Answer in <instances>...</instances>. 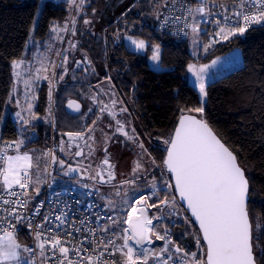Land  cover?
Segmentation results:
<instances>
[{"label":"trees","instance_id":"obj_1","mask_svg":"<svg viewBox=\"0 0 264 264\" xmlns=\"http://www.w3.org/2000/svg\"><path fill=\"white\" fill-rule=\"evenodd\" d=\"M87 1L88 5L83 7L85 11L76 15L74 24L79 35L75 44L77 49L85 51L83 56L90 69L88 75L71 71L70 81L77 78L75 81L84 87L96 85L101 80L109 82L107 84L117 91L126 109L130 110L131 117L137 120L138 133L148 140L149 152L156 164H163L168 146L164 142L171 139L183 114H193L204 120L236 155L246 173L253 236H260L258 241L253 240V251L257 264H264V255L260 254L264 250V27L249 29L243 36L220 42L198 60L209 63L236 48L241 49L243 58L240 69L208 84L203 106L197 90L187 79V67L193 61L188 39H179L157 29L170 0H133L120 13L116 8L122 0ZM208 1L214 8L224 10L220 7L223 4L230 11L236 0ZM96 14L107 25L103 35L83 30L85 20ZM68 16L64 1L0 0V122L13 86L12 63L24 56L33 41L50 38L53 29L63 27ZM129 35L148 41L143 54L125 45V36ZM202 37L205 43L204 33ZM154 45L161 47L160 64L164 68L161 71L152 70L148 64ZM48 102V93L43 87L38 94L37 115L45 113ZM201 107L202 113L194 111ZM34 128L39 137L31 140L28 146L43 147L41 124ZM18 137L17 126L8 118L0 130V143L16 141ZM159 177V173L154 172L153 179ZM158 192L160 199L176 198L175 212H181L182 217L172 220L166 216L163 221L154 220V226L163 224L175 245L197 256L203 255L206 247L202 238L201 246L196 244L200 232L179 203L173 186L172 194L163 189ZM152 203L154 200L149 204ZM124 218L121 216L122 220ZM17 235L27 245V236ZM161 245V241L155 242V247Z\"/></svg>","mask_w":264,"mask_h":264},{"label":"snow or ice","instance_id":"obj_2","mask_svg":"<svg viewBox=\"0 0 264 264\" xmlns=\"http://www.w3.org/2000/svg\"><path fill=\"white\" fill-rule=\"evenodd\" d=\"M85 0H80L83 4ZM75 3V0H73ZM221 8L225 13L229 9L221 4ZM189 14L213 15L211 10L206 6V0H202L200 6L195 9L188 8ZM232 15L237 18L235 26L226 27L221 24V21L217 19L215 23L219 26V31L215 34L223 40L236 36L237 34L243 35L248 28L253 24H264V0H236L233 4ZM177 20L180 17H176ZM195 19V15L193 16ZM224 21L229 20L228 15L223 16ZM90 21L85 20V24H89ZM193 33H198L199 25L193 24L191 26ZM136 49H145V41L133 40L128 37ZM213 42H219L213 41ZM211 47V43L208 45ZM207 51V47L205 48ZM161 59L160 48L155 46L151 60L159 62ZM66 60V58H65ZM213 63H216L213 61ZM13 67H19V63L14 61ZM207 65L197 68L196 65L190 64L188 71L191 72L199 82V91L202 96H206V88L204 83V76L207 69ZM46 71L47 69H43ZM41 69H37L39 73ZM19 75V73H16ZM39 79V75L36 77ZM48 77L45 76L44 79ZM62 78V77H61ZM51 96V92L49 93ZM115 103V102H113ZM32 105L29 104V110ZM69 108H75L77 111L80 105L75 101L68 102ZM101 109V111L106 110ZM127 111V109H122ZM194 111L202 113L204 109L196 108ZM19 115V113H17ZM27 123V121H25ZM119 125V121H117ZM118 131L123 132V125H119ZM71 139L79 137L83 139L82 133H66ZM124 135H127L124 132ZM131 139V137H129ZM23 141L14 142V144H8L5 148H15L17 154L9 155L5 149H0V189H3L9 196L17 197L15 200H8L0 196V201L3 205H9L8 208H0V211L7 212L8 217H12L17 222H24L23 215L17 211L16 207L27 208V201L20 200V195H27V192L17 193L14 191V186H18L22 190H27L32 183V175L30 170L33 168V156L28 153H19V149ZM168 145L166 152L167 156L163 161L167 170L173 174L175 179V191L179 193L182 200L187 202V209L191 211L192 217L199 224L200 232L202 233V240L206 245L203 255L197 256L195 252H186L179 245H175L169 238L167 230L164 235H160L153 230L152 219H149L145 213L143 206L139 208H133L132 212L128 213L127 219L124 223H127L128 227L123 229V234L118 236L123 243L116 245L114 239H108L105 243L104 240H100L97 243L96 248L92 249L95 254L96 249L103 247V251H100L97 255H88L81 257L80 261H73L69 259L70 249L65 247L57 235L50 237H43V233L40 230L35 232V239L38 241L37 247L41 250V255L44 254L46 244H51L50 251L52 255L56 256L57 250L60 254V258L57 264H83L84 261L87 264H108L103 260L105 252L111 247L113 253L119 252L123 259V264H149L150 257L157 260L158 264H169V261L173 260V253L169 251L168 245H172L175 253L181 254L178 259V264H256V256L253 251V240L258 241L259 235L253 236L252 221L250 220L247 210L249 183L245 177L244 170L239 166L236 156L217 138V136L210 129L208 124L202 119H196L191 116H181L178 127L175 129V134L170 140L164 142ZM143 148V144H140ZM79 148V145H77ZM61 151H64L63 142ZM105 151V159L102 161V165L107 166V179H105V173L103 171L97 172L95 176H90V179H98L100 183H110L115 179V173L113 171L114 165L109 162L107 158V148ZM145 151H147L145 149ZM45 155H49L46 153ZM76 156L83 155L82 150H78L75 153ZM51 161L56 163V157L51 154ZM59 163L63 166L64 161L60 160ZM36 167L39 168V159L37 158ZM141 167L137 162L133 173H135ZM46 170V169H45ZM69 171H76V169L69 167ZM39 182V177H37ZM122 184H134L135 181H123ZM155 187V185H153ZM168 187H172L168 185ZM37 195L39 189H36ZM120 195L119 190L116 193ZM150 197L141 195L135 201L140 203L143 201L147 207L159 208L161 205L172 206L175 211L176 198L173 196L171 199L165 196L159 203L148 204ZM137 213L133 215L132 213ZM63 214L57 216L56 219L62 220ZM159 220L161 217H154ZM9 225L8 228L0 226V264H35L34 260H25L21 255V245L17 242L14 231L15 225L7 217L4 218ZM45 217V221H47ZM186 222L187 218H186ZM116 223V221H113ZM28 226L31 228V222H28ZM59 227V226H58ZM37 229H42L43 225H37ZM108 231L107 228L104 229ZM51 231V230H49ZM155 236L156 240L165 241V246L158 250H151L144 245L151 244L153 241L150 235ZM67 235H71L67 233ZM131 242V243H130ZM95 243V242H94ZM196 244L201 246V237L196 236ZM259 248V244L256 245ZM24 252H32L33 250L27 246L23 247ZM72 251L79 254L81 251L87 252L88 249L83 247L81 242L80 248H74ZM163 253H168V259H160ZM261 255H264V250H261ZM115 264V261L112 262Z\"/></svg>","mask_w":264,"mask_h":264},{"label":"rangeland","instance_id":"obj_3","mask_svg":"<svg viewBox=\"0 0 264 264\" xmlns=\"http://www.w3.org/2000/svg\"><path fill=\"white\" fill-rule=\"evenodd\" d=\"M39 1L41 3L46 1H64L67 4L69 16L63 27L53 29V34L50 38L43 41L34 39V43L29 44L24 56L21 59L16 60V62L19 63V67L14 68L12 63L13 86L6 104L3 118L0 122L1 130L8 118L13 120L19 131L18 139L13 142H18L21 140L23 141L20 146L19 153L23 154L26 152L33 156V168L30 170V173L32 175L35 187L31 202L36 199V189H42L43 181L48 176L51 183H61L64 184L63 186H75L74 182H77L81 185L84 184L90 187L93 186V183H95V179L89 178L90 176L94 175L89 169L90 167L86 165L89 159V155L87 154L88 151L86 152L87 156L80 159L75 158L73 154H71L65 148V143L58 130L57 123L59 118L64 116V103L69 97L82 94V99L86 101V104H89L87 101L89 94L94 91H100V87L107 84L105 80L97 81L98 83L93 85L92 88H87V90H89L88 92H84L86 90L84 87H81V85L72 84V81L69 79L73 65L77 60L81 59L83 55H86L85 51H80L77 49V44H75V41L79 38V35L77 34V28L74 23L76 22L77 18L76 15L83 14L85 11L83 7L88 5V1L85 0L83 4L80 3V0H75V3H73V0ZM131 1L133 0H122V2L119 4V7L116 8V12L120 13L121 9L127 6ZM201 3L202 0L197 2L194 9L200 6ZM98 9H100V6ZM116 12L115 14H117ZM194 15L195 19H193ZM193 16L191 20V26L194 23L198 24L199 31L198 33H193L192 28H190L188 42L189 51L193 57V61L189 63V65L194 64L197 66V68L203 65L208 66L205 73L202 74L204 76L206 88L211 82H214L230 74L231 72L240 69L243 66L242 52L241 49L236 48L224 56L213 59L209 63L198 62L201 57L205 56L210 51L211 47H208V45L204 43L202 37V33L204 31V26L202 23L204 22L206 15L201 16L193 13ZM87 20L90 21V23L85 24L84 22L83 30H90L94 34L98 33V35H103L106 32L107 25L98 14L94 15L92 19ZM236 36L241 35L237 34ZM128 37H131L133 40L145 41V49H136L135 45L131 43ZM228 40L221 39V42H226ZM125 45L131 51L143 54L148 46V41L129 35L125 36ZM155 46L157 45L152 46V53L148 58V64L152 70L161 71L164 68L161 66L160 61L154 62L151 60ZM206 47L207 51H205ZM159 48L161 55V47L159 46ZM213 61L216 63H213ZM37 69H41V71L38 73ZM43 69L47 70L44 71ZM16 73H19V75ZM37 75H39V79L36 78ZM45 76L48 78L44 79ZM187 79L188 82L197 90L202 105L204 106L207 95L202 96L199 91V82L197 81L196 77L188 71V67ZM43 87H45V90L48 93V107L43 115H37L35 111L38 104V94L40 89ZM91 89H93V91ZM50 92L51 96L49 95ZM107 93L110 96L113 95L111 102H115L113 104L117 108L120 110L126 109L124 102L120 97H118L120 95L115 89H110ZM29 104L32 105L30 110ZM122 112H124L126 119L125 121L123 119V114H121L120 111H117L114 117L111 119L113 121H119L121 124L127 125V129L129 131H134L131 137H135V146L139 149V151L136 152H139V154L132 153L128 148H123L122 153L116 151V155L113 158L118 164V185L113 187L111 191H106V193H102L100 187L95 185L100 190V195L97 197L98 201L107 206L109 214H111L114 218V221H116L114 225H111L116 233V245H121L123 243V241L117 237L122 235L123 229L126 228V223H124V221L125 218H127L128 213L132 212L134 207L138 208L139 203H135L138 197L141 195L150 197V199H148L149 204L151 200H154L155 203H159V201L163 199H160L158 196V191L160 189L172 194V187H168V185L172 186L171 180L169 179L170 175L165 171L163 164H156L151 157L149 152L150 144L148 143V140L142 136V134L138 133L137 120L135 117H131L132 114L129 113L130 110ZM17 113H19V115H17ZM99 120L100 118L97 119V121ZM25 121H27V123ZM40 124L43 129V141L45 143L44 146L40 148L28 146L31 140L37 139L39 137L38 130L34 127ZM103 124L104 123L97 124L96 121L92 124L94 127L91 128V135L89 136L88 140L90 143L89 146L93 149L96 147H101L105 142V138H107V133L104 129L105 125ZM51 132L56 133L53 135ZM62 142L64 151H61ZM141 143L143 144V148L140 147ZM52 147H54L53 153H51ZM145 149L147 151H145ZM46 153H49V155H45ZM16 154L17 152L14 150L12 155ZM51 154L55 155L56 163L51 161ZM37 158L39 159V168L36 167ZM60 160L65 162L63 166L59 163ZM137 162L140 163L141 167L135 173H133V169L135 168ZM69 167L76 169V171H69ZM154 172L159 173L160 177L158 179H153ZM37 177H39V182H37ZM131 180H134L135 183H121L123 181ZM153 185H155V187H153ZM118 190L120 195L116 194ZM76 194L81 198L83 197L81 192H76ZM121 216L122 218L125 217L124 220L121 219ZM147 216L149 219H152V225L150 227H153V230L158 232L160 235H164L166 228L163 226V224H156L154 226L153 222L154 220H157L154 217H161V219H159L160 221L165 220L166 216L169 219L176 220L182 217V213L178 211L175 212L172 206L161 205L159 208L149 207ZM14 235L17 242L21 245L20 251L22 257L25 258V260H28V253L23 251V247L26 245L22 243L16 233H14ZM149 235L153 243H155L157 241L155 236H152L151 234ZM160 241L165 245V241ZM146 245L150 244L146 243ZM171 246V244L168 245V247ZM151 250L158 249L152 247ZM169 251L175 252L174 248H169ZM120 259H123V257L121 256ZM150 259L153 258L150 257ZM118 264H122V261H119Z\"/></svg>","mask_w":264,"mask_h":264},{"label":"built area","instance_id":"obj_4","mask_svg":"<svg viewBox=\"0 0 264 264\" xmlns=\"http://www.w3.org/2000/svg\"><path fill=\"white\" fill-rule=\"evenodd\" d=\"M236 2V1H235ZM206 6L211 10L213 15H206L202 25L204 26L203 33L205 34V43L211 47L217 46L221 42V38L215 34L219 31L218 25L215 23L217 19L221 21L226 27L235 26L237 18L232 15L233 7L229 12L225 13L224 10L214 8L211 2L206 0ZM188 8L194 9L192 0H170L166 11L163 13L158 22L157 29L160 32L168 33L179 39H188L191 20L193 14H189ZM229 16L228 21H224V15ZM176 17H180L179 20ZM256 27H264V24H253L249 29ZM219 42H213V41ZM8 144H14L13 141H5L0 143V149H5L9 155L13 154L15 148H5ZM54 147L51 148L53 153ZM3 162L0 161V164ZM2 183V179H0ZM61 183H51L49 176L43 181L42 189L39 190V194L36 195V199L31 202L32 194L34 193V182L29 185L27 190H22L18 186H14V191L18 194L26 191L27 195H20L19 199L27 201V208H19L17 205V211H19L23 217L24 222H17L12 217H8L7 212L0 211V226L3 228H9L8 223L4 219L7 217L8 220L12 221L15 225L16 234H24L27 236V247L32 249V252L28 253V260H34L35 264H57L60 254L57 250L56 256L52 255L50 251L51 244H46L44 254L41 255V250L37 247L38 241L35 239V232L37 230L42 231L43 237H50L57 235L65 247L70 249L69 259L80 261L81 257L88 255H97L100 251H103V247L96 249V253L92 252L93 248H96L97 243L100 240H104L105 243L108 239H115V230L111 225H114V218L109 214L107 206L100 201L97 197L100 195V190L97 186H87L84 184H75V186H63ZM76 192L82 193V198L76 194ZM0 196L10 201L17 199V197L9 196L3 189H0ZM9 205H3L0 201V208H8ZM62 216L63 223L57 220L56 217ZM47 217V221H45ZM31 222L32 227L28 226V222ZM37 225H43L42 229H37ZM59 226V227H58ZM107 228L108 231L104 229ZM51 230V231H49ZM70 233L71 235H67ZM3 233L0 232V235ZM160 241V240H157ZM81 242L83 247L88 249L87 252L81 251L79 254L72 251L74 248H80ZM95 242V243H94ZM151 249H161L165 245L162 242L160 247H155V243L152 242L150 245H144ZM170 248V247H169ZM172 252V251H170ZM113 253V248H109L102 258L107 261L108 264H118L122 261L121 254L119 252ZM173 253V260L169 261V264H178V257L181 254ZM199 257V256H198ZM160 259H168V253H163ZM67 264V261H65ZM83 264H87L86 261ZM149 264H158L157 260L149 259Z\"/></svg>","mask_w":264,"mask_h":264},{"label":"flooded vegetation","instance_id":"obj_5","mask_svg":"<svg viewBox=\"0 0 264 264\" xmlns=\"http://www.w3.org/2000/svg\"><path fill=\"white\" fill-rule=\"evenodd\" d=\"M89 65L86 63V59L83 56L81 59L77 60L72 68V72L75 74H83L88 75L89 73ZM78 80L77 78L74 79L71 83L74 85H81V87H84L82 84L76 82ZM109 83V82H106ZM94 85V84H93ZM93 85L86 86L84 89H86L84 92H88L87 88H92ZM113 88L110 84H105V86L100 87V91H94L91 94H89V97H87V101L89 104H86L82 99L81 95H73L71 98L79 100L83 105V111L80 115L76 117L69 116L65 111V104L68 100L64 103V116L62 118H59L57 126L58 130L62 136V139L65 143V148L73 154L75 158H83L89 155V159L87 161V164L90 168V170L93 172V175L95 176L97 172L103 171L105 173V179H107V166L102 165V161L105 159V151L104 149L107 148V158L109 159V162L114 165V173H115V179L111 181L110 183H100L98 179H95V183L97 186L100 187L102 193H106V191H111L113 187H116L118 185L117 179V169L118 164L116 163L115 159L113 158L116 155V151H119L122 153L123 148H128L131 150L132 153H138L136 151H139L138 148L135 146V137H131L133 134V130L129 131L127 129V125L121 124L119 122V125H123L124 131L127 133V135H124V131L120 132L118 131L119 125L117 124V121H113L111 118L114 117L115 113L117 111H120L121 114H123V119H125L124 112L117 108L111 100L113 99V95L110 96L107 92ZM93 91V89H91ZM101 92V94H100ZM119 97V96H118ZM116 97V98H118ZM115 98V97H114ZM122 100V99H121ZM104 111H101V109H105ZM115 106V107H114ZM114 107V108H113ZM97 121V119H99ZM104 123V129L107 133V138H105V142L102 144L101 147H96L95 149L91 148L89 146V136L91 135V128L94 126L92 125L93 122ZM97 126V125H96ZM82 133L83 139H80L79 137L73 138V139H66V133ZM131 137V139H129ZM77 145H79V148H77ZM78 150H82L83 155L76 156L75 153ZM95 150V151H94ZM88 153L86 154V152Z\"/></svg>","mask_w":264,"mask_h":264},{"label":"water","instance_id":"obj_6","mask_svg":"<svg viewBox=\"0 0 264 264\" xmlns=\"http://www.w3.org/2000/svg\"><path fill=\"white\" fill-rule=\"evenodd\" d=\"M86 63L89 65V62H88V60H86ZM69 101H75L77 104H79L80 105V108H79V110L77 111L75 108H69L68 107V102ZM65 111H66V113L69 115V116H72V117H76V116H78V115H80L81 113H82V111H83V105H82V103L79 101V100H77V99H74V98H71V99H69L67 102H66V104H65ZM182 116H191V117H193V118H196V119H200L198 116H196V115H193V114H189V113H186V114H183ZM181 118V117H180ZM180 118H179V120H180ZM179 120H178V122H177V125H176V128L178 127V124H179ZM209 126V125H208ZM210 127V126H209ZM175 128V129H176ZM210 129L213 131V133L217 136V138L225 145V143L218 137V135L214 132V130L210 127ZM174 134H175V130H174V133H173V135H172V137L174 136ZM171 137V138H172ZM66 139H70L67 135H66ZM226 146V145H225ZM168 147V146H167ZM227 147V146H226ZM228 148V147H227ZM229 149V148H228ZM230 150V149H229ZM231 151V150H230ZM232 152V151H231ZM233 153V152H232ZM234 154V153H233ZM235 155V154H234ZM166 156H167V152H166V154H165V157H164V160H165V158H166ZM236 156V155H235ZM237 158V157H236ZM163 160V161H164ZM237 162H238V160H237ZM238 164H239V162H238ZM163 166H164V163H163ZM240 166V165H239ZM241 167V166H240ZM164 168H165V171L170 175V178H171V182H172V186H173V189H174V192H175V195H176V197H177V199H178V201H179V203L181 204V206L184 208V210L187 212V214L190 216V218L192 219V221L194 222V224L196 225V227L198 228V230H199V232H200V229H199V224H198V222L195 220V218L194 217H192V215H191V211L189 210V209H187V202L186 201H184V200H182L181 198H180V196H179V193L177 192V191H175V188H174V185H175V179H174V176H173V174H171L168 170H167V168H166V166H164ZM242 168V167H241ZM243 169V168H242ZM244 170V169H243ZM244 173H245V171H244ZM245 177H246V173H245ZM246 179H247V177H246ZM248 180V179H247ZM248 183H249V181H248ZM248 197H249V193H248ZM248 202H249V199H248ZM141 206H143L144 208H145V213L146 214H148V210H149V207H147V205H144L143 204V201H141L140 203H139V206H138V208L139 207H141ZM247 210H248V203H247ZM133 215H136L137 213H132ZM128 227V225H127V223H126V228ZM200 235H201V238H202V233L200 232ZM203 241V240H202ZM204 243V242H203ZM205 247H206V245H205ZM256 264H257V261H256Z\"/></svg>","mask_w":264,"mask_h":264},{"label":"crops","instance_id":"obj_7","mask_svg":"<svg viewBox=\"0 0 264 264\" xmlns=\"http://www.w3.org/2000/svg\"><path fill=\"white\" fill-rule=\"evenodd\" d=\"M200 0H193V4H194V7H195V4L197 3V2H199Z\"/></svg>","mask_w":264,"mask_h":264}]
</instances>
